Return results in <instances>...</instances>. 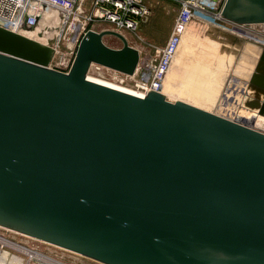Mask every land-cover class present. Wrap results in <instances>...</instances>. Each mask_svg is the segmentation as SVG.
<instances>
[{
    "label": "water",
    "instance_id": "water-1",
    "mask_svg": "<svg viewBox=\"0 0 264 264\" xmlns=\"http://www.w3.org/2000/svg\"><path fill=\"white\" fill-rule=\"evenodd\" d=\"M223 15L264 24V0H227ZM254 42L240 97L261 115ZM54 57L0 25V223L107 264H264V132L90 78L93 63L137 70L139 48L118 30H88L68 71Z\"/></svg>",
    "mask_w": 264,
    "mask_h": 264
},
{
    "label": "built area",
    "instance_id": "built-area-1",
    "mask_svg": "<svg viewBox=\"0 0 264 264\" xmlns=\"http://www.w3.org/2000/svg\"><path fill=\"white\" fill-rule=\"evenodd\" d=\"M171 1L179 6L172 33L166 44L158 47L156 57L147 60L146 66H142L141 51L140 61L134 74L99 63H93L90 69L106 68L122 74L130 78L131 86L144 96L149 94L150 90L161 91L185 29L193 19L208 20L215 25L232 29L238 35H251L246 38L255 39L252 36H256L263 40L264 45V31H254V28L260 24H239L224 17L223 8L227 0ZM149 12H151L149 0H0V25L22 34H38L40 37L48 34V29L51 27L57 26L54 34L50 38L45 37L46 41L43 42L55 49L56 57L61 52L63 43L72 44L77 52L83 36L88 30L94 29L91 24L98 21H108L120 32L127 30L138 34ZM257 38L255 41H260ZM64 60L69 66L64 71H68L74 60L69 63L67 58L63 57Z\"/></svg>",
    "mask_w": 264,
    "mask_h": 264
},
{
    "label": "rangeland",
    "instance_id": "rangeland-1",
    "mask_svg": "<svg viewBox=\"0 0 264 264\" xmlns=\"http://www.w3.org/2000/svg\"><path fill=\"white\" fill-rule=\"evenodd\" d=\"M151 3V12H149L148 17L143 22V27L139 31L138 34L129 32L127 30H122V32L128 37L129 42L131 45L139 48L142 51L143 55V61L142 66L147 64V60L154 59L156 57L157 49L158 47L163 46L168 41L171 33L172 28L175 22V19L178 15V4L174 1H168V0H149ZM215 25L214 23H211L208 20L202 21V20H192L189 23V27L187 29L188 31H191L193 33L192 39H191V49L188 53V56L183 57L187 62H194L197 60L199 56L207 55L210 53V55L213 57V61L210 64V67L214 66V62L219 54V51H221V48L219 47V42H217L214 39L209 38L210 32L208 31L209 28H212L211 25ZM91 26L94 27L96 30H105V29H114L113 25L109 23L108 21H98L94 24H91ZM57 26L51 27V29H48L49 38L54 34L55 28ZM264 25L262 24L256 26L254 31H264ZM221 28V27H220ZM45 32V31H44ZM185 32V33H187ZM186 34H184L185 37ZM211 35V34H210ZM217 35V38H222L219 36V34H213ZM38 37V36H37ZM40 37V36H39ZM46 35L44 34L40 39H45ZM183 37V38H184ZM239 37V36H238ZM246 37H243L245 39ZM46 40V39H45ZM193 40V41H192ZM248 40V39H247ZM104 41L112 47L119 48L123 45V41L111 34H107L104 36ZM249 43L242 45L239 47V50L242 49V46L248 47L249 53L245 56V59L242 60L241 54H237L235 56L234 64L231 68V71H229V75L233 72L235 65L237 61H245L244 67L246 66V69L250 70V67H254L250 71L248 70V75L250 76L253 72H255L256 63L258 58H256V51L259 49L257 44H254V39L248 40ZM254 42V43H253ZM251 48L253 50H251ZM181 49H179L180 51ZM179 51L177 55L179 54ZM216 52V53H215ZM209 55V54H208ZM76 56V50L75 47L72 44H62L61 52L53 59L52 61V67L58 70H66L68 69L67 66L63 61V57L67 58L68 62L74 60ZM177 58V56H176ZM176 58L174 62L172 63L166 79L165 84H169L168 91L163 93L168 99H171L173 101L178 100V98H184L189 99V94L186 93L185 90L189 91L185 87L188 85L187 80L183 79L180 83L173 81V77L171 76V69L175 64ZM63 61V62H62ZM190 64V63H189ZM250 64V65H249ZM188 65V64H187ZM146 66V65H145ZM188 68H192V65H188ZM190 70V69H189ZM252 71V72H251ZM92 72V73H91ZM90 74L97 75L99 77L111 80L113 82L119 83V84H125L127 86H131L132 81L130 78H126L122 74L116 73L113 70L109 69H102L98 70L95 67H92L91 70H89ZM246 76L249 78V76ZM123 77V79H122ZM227 81V79H226ZM247 84L244 89L237 88L236 90L239 91L240 94H243V92L246 91ZM204 89V87H203ZM203 94V95H202ZM202 97L196 98L195 104L197 105H206L204 103V100L206 99V91L202 90L201 92ZM219 96L218 100L215 103L210 104V108H212L213 111L225 116L229 117L231 119L249 123V121H245V119L248 117H261L264 118V114H259L258 112H255V108H248L243 106L245 104H239V101L233 100L231 98H226L222 96ZM178 97V98H177ZM249 105V104H248ZM250 106V105H249ZM251 107V106H250ZM251 109L254 110L251 111ZM9 231V232H8ZM4 232V233H3ZM4 238L6 240H9L12 243H6L3 244L0 240V248H3L4 250H8L13 254H17L24 258L23 264H103L105 262H102L100 260H97L93 257L84 255L82 253L76 252L74 250L68 249L66 247L60 246L58 244H55L53 242L44 240L42 238L30 235L28 233H25L13 226L0 223V239ZM14 244H17L23 248H26L38 255L30 256L31 254L27 250H23L22 248L16 247ZM38 256V257H37ZM42 257V258H41ZM48 259V260H46ZM10 260L8 261V263ZM107 264V263H105Z\"/></svg>",
    "mask_w": 264,
    "mask_h": 264
},
{
    "label": "crops",
    "instance_id": "crops-1",
    "mask_svg": "<svg viewBox=\"0 0 264 264\" xmlns=\"http://www.w3.org/2000/svg\"><path fill=\"white\" fill-rule=\"evenodd\" d=\"M195 20V19H194ZM197 20V19H196ZM144 24H142L143 27ZM213 25V24H212ZM223 30V29H222ZM210 32L211 35L213 34H219L221 36H223L222 31L218 32L212 28H209L208 30ZM193 36V33L191 31H188L187 34V41L186 43H184L183 45L180 46V51L179 54L177 55L176 61L174 66L171 69V76L173 77V81L175 82V84L177 82H181L183 79L187 80V84L184 89H188L189 87V91L185 90L186 93L189 94V99H186L187 101H190L192 103L195 104V101L197 100L196 98L202 97L201 92L202 90H208V81L211 82L212 77H214L213 82H212V87L211 89L213 90V87L215 88V83H216V79L218 77V74L220 71H223L224 69L231 71V68L233 66V60L235 57L234 53L237 49V47H234L233 49V43L227 41L226 44L221 47L222 50V54L220 55L218 62H217V71H213L211 70L210 64L212 63V59L213 57L210 55V53H208L207 55H202L199 56L197 58L196 61L194 62H187L183 57L188 56V53L190 52V47H191V39ZM193 41V40H192ZM249 48L242 46V49L239 51V53L241 54L242 60L245 59V56L249 53ZM251 50H253L251 48ZM259 49L256 51V58L259 57ZM233 52V57H232V53ZM216 53V52H215ZM246 54V55H244ZM239 55V54H238ZM232 57V58H231ZM241 60V61H242ZM241 61H237L235 63H237L235 65V68L233 70V72L231 73V75H229V79L227 81V83L224 85L221 94H223V97L226 98H231L232 101L237 99L239 100V104H241L242 100H241V94L239 93V91H237L236 89H244L247 83L246 80V76L248 75V70L246 69V66L244 67V64L246 63L245 61L241 62ZM190 63V64H189ZM192 65V68H188V65ZM250 65V64H249ZM254 67H250V70L253 69ZM190 69V70H189ZM249 70V71H250ZM252 72V71H251ZM262 74L264 75V71H262ZM249 76V75H248ZM208 80V81H207ZM217 85V83H216ZM204 87V89H203ZM248 92V91H247ZM249 94H250V90H249ZM240 98V99H239ZM241 100V101H240ZM209 101V99H207V102ZM248 102V100L244 101V104L247 105L246 103ZM244 105V106H245ZM243 106V109H244ZM211 109V108H210ZM242 109V110H243ZM215 112V111H214Z\"/></svg>",
    "mask_w": 264,
    "mask_h": 264
},
{
    "label": "bare ground",
    "instance_id": "bare-ground-1",
    "mask_svg": "<svg viewBox=\"0 0 264 264\" xmlns=\"http://www.w3.org/2000/svg\"><path fill=\"white\" fill-rule=\"evenodd\" d=\"M47 14H49V13H47ZM188 27H189V25H188ZM188 27L185 29V32H187V29H188ZM211 27H212V29H214V30H216V31H218V32H223V33H225V34H223V36H221V35H219L220 37H222V38H217V35H210L209 34V38H211V39H214V40H216L217 42H219V47L221 48V47H223L225 44H226V42L227 41H229V42H231V43H233V49H234V47H237V49H236V51L234 52V53H236L235 54V56L237 55V54H239V47H241V39L245 36V37H248V36H250L251 37V35H238V33L237 32H233V30L232 29H229V28H225V27H221V26H219V25H211ZM221 27V28H220ZM223 29V30H222ZM184 34H186L185 35V37H184V35H183V37L184 38H182V41H181V43H180V46L181 45H183L184 43H186V41H187V34H188V32L187 33H184ZM216 34V33H215ZM25 35H27V36H29V37H31V38H35V39H37V40H39V41H41V42H45L46 40L45 39H40V37H39V35L38 34H34V33H25ZM46 35V37L48 36L49 37V34H45ZM38 36V37H37ZM128 36V35H127ZM239 36V37H238ZM253 38H257L256 36H252ZM236 38L238 39V41L236 40ZM254 39V40H255ZM257 39H259V38H257ZM240 40V41H239ZM260 41H257V42H259L260 44H262L263 42V40L262 39H259ZM244 43H242V45H243ZM180 46H179V48H178V51H179V49H180ZM222 48H221V51H219V54H218V56H217V58H216V60H215V62H214V66L213 67H211V70H213L214 72L215 71H217L216 69H217V62H218V59H219V57H220V55L222 54ZM139 51H140V54H141V50L139 49ZM178 51H177V53H178ZM232 54V57H233V52H231ZM176 56H177V54H176ZM231 57V58H232ZM175 60V59H174ZM234 61H235V57H234V60H233V63H234ZM174 62V61H173ZM91 70V69H90ZM92 73V72H91ZM228 74H229V70H226V69H224L223 71H220L219 72V74H218V77H217V79H216V83H217V85H216V83H215V88L213 87V90L211 89V87H212V82H213V79H214V77H215V75H214V77H212V79H211V82L210 81H208V85H207V87H208V90H206V95H207V97H206V99L204 100V103L206 104V105H197V104H194V103H192V102H190V101H187L186 99H184V98H178V100H183V101H185V102H188V103H190V104H193V105H195V106H198V107H201V108H204V109H206V110H208V111H211V112H214L213 110H212V108L210 109V104L211 103H215L217 100H218V98H219V96H221V92H222V89H223V87H224V85L227 83V81H228V79H229V76H228ZM88 76L90 77V78H92V79H94V80H96V81H99V82H102V83H104V84H107V85H109V86H112V87H115V88H118V89H121V90H124V91H127V92H130V93H133V94H136V95H139V96H144V94L143 93H141L140 91H138V90H136V89H134L133 87H130V86H127V85H125V84H119V83H116V82H113V81H111V80H108V79H105V78H102V77H99V76H97V75H93V74H90V73H88ZM226 79H227V81H226ZM168 87H169V84H165L164 83V87H163V89L160 91L162 94L165 92H167L168 91ZM164 95V94H163ZM167 98V97H166ZM168 99V98H167ZM207 99H209V101L207 102ZM168 100H170V101H173V100H171V99H168ZM214 113H217V112H214ZM217 114H219V113H217ZM221 115V114H220ZM245 121H249V123L250 124H248L249 126H251V127H253V128H255V129H258V130H260V131H262V132H264V118H261V117H256V116H253V117H247L246 119H245ZM244 124H246V123H244ZM9 232V231H8ZM4 233V232H3ZM1 241H2V243L3 244H6V243H9V244H11L12 242H10L9 240H6V239H4V238H1L0 239ZM12 245H13V243H12ZM16 247H18V248H22L23 250H27L31 255L30 256H35V255H38V254H36V253H34V252H32V251H30V250H28V249H26V248H23V247H21V246H19V245H17V244H14ZM38 257V256H37ZM42 258V257H41ZM10 260V262L8 263V261ZM46 260H48V259H46ZM23 262H24V258L23 257H21V256H19V255H17V254H13V253H11L10 251H8V250H4L3 248H0V264H23ZM55 264H59V263H55Z\"/></svg>",
    "mask_w": 264,
    "mask_h": 264
}]
</instances>
